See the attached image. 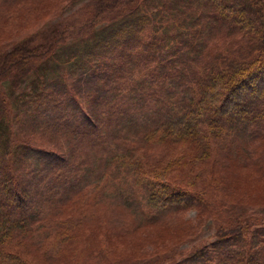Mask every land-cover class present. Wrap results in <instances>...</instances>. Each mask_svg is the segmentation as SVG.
<instances>
[{
	"label": "trees",
	"instance_id": "1",
	"mask_svg": "<svg viewBox=\"0 0 264 264\" xmlns=\"http://www.w3.org/2000/svg\"><path fill=\"white\" fill-rule=\"evenodd\" d=\"M126 11L0 38V264H264V0Z\"/></svg>",
	"mask_w": 264,
	"mask_h": 264
},
{
	"label": "rangeland",
	"instance_id": "2",
	"mask_svg": "<svg viewBox=\"0 0 264 264\" xmlns=\"http://www.w3.org/2000/svg\"><path fill=\"white\" fill-rule=\"evenodd\" d=\"M142 0H120L113 2V6H105L106 3L101 4L98 0H40L38 3V9H33L31 5H27V8L20 9L18 11L19 15L13 18L5 27L2 29L6 33L0 34L1 39H10V38H21L25 33L38 28V25L42 23L40 27V32H43L44 29L48 28L51 25H56L58 21L71 22L73 24L75 34L81 31L78 30V27L87 22H96L99 19L104 18L105 20L99 25L104 26L110 18L108 16L112 15H123L128 13L126 9L136 8L139 6ZM34 11L30 12L29 11ZM40 11H43L40 13ZM87 11L90 15H94L95 12L101 11L99 16H95L91 19H86ZM85 12V15L83 14ZM37 13V14H36ZM28 16V17H27ZM27 18L25 24H19V20ZM229 42V40H227ZM230 45V44H228ZM12 47L11 42L1 43L0 42V54L7 52ZM22 89V88H21ZM154 99L150 97L144 98L137 107L130 108L128 114L132 115L135 120H144L148 117L149 111L154 107ZM219 115L225 116L230 112L216 110ZM262 186H264L261 183ZM256 199L258 201L264 197V193H256ZM150 234V233H149ZM165 233H159L158 238L164 237ZM213 234V227L208 225L203 232V235H199L200 238H203V241H208ZM139 235V234H138ZM135 235L133 242L137 239H141L142 233L138 236ZM155 242V241H154ZM189 243V242H188ZM187 243V244H188ZM186 245V244H185Z\"/></svg>",
	"mask_w": 264,
	"mask_h": 264
}]
</instances>
